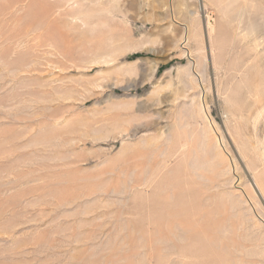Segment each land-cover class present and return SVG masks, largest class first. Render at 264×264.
<instances>
[{"label": "rangeland", "instance_id": "rangeland-1", "mask_svg": "<svg viewBox=\"0 0 264 264\" xmlns=\"http://www.w3.org/2000/svg\"><path fill=\"white\" fill-rule=\"evenodd\" d=\"M0 264H264V0H0Z\"/></svg>", "mask_w": 264, "mask_h": 264}, {"label": "bare ground", "instance_id": "bare-ground-1", "mask_svg": "<svg viewBox=\"0 0 264 264\" xmlns=\"http://www.w3.org/2000/svg\"><path fill=\"white\" fill-rule=\"evenodd\" d=\"M185 40L188 41L187 36H186ZM185 43H187V42H185ZM185 45H186V44H185ZM259 190H260V189H259Z\"/></svg>", "mask_w": 264, "mask_h": 264}]
</instances>
